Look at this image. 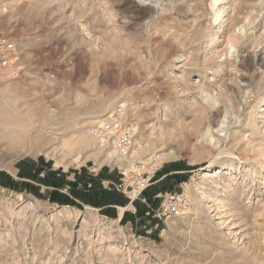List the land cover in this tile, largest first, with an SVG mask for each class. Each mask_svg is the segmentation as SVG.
<instances>
[{
  "label": "rangeland",
  "instance_id": "rangeland-1",
  "mask_svg": "<svg viewBox=\"0 0 264 264\" xmlns=\"http://www.w3.org/2000/svg\"><path fill=\"white\" fill-rule=\"evenodd\" d=\"M0 38V264H264V0H0ZM119 107L167 162L99 207Z\"/></svg>",
  "mask_w": 264,
  "mask_h": 264
},
{
  "label": "built area",
  "instance_id": "built-area-1",
  "mask_svg": "<svg viewBox=\"0 0 264 264\" xmlns=\"http://www.w3.org/2000/svg\"><path fill=\"white\" fill-rule=\"evenodd\" d=\"M15 48L14 42L0 38V62L10 60ZM91 133L103 147L108 165L119 173L114 187L131 200L142 196L167 162L166 153L151 152L146 142L137 141L135 122L126 119L122 107L107 113ZM192 203L191 193L183 186L181 191L165 195L162 205L166 213L180 216L190 210Z\"/></svg>",
  "mask_w": 264,
  "mask_h": 264
},
{
  "label": "crops",
  "instance_id": "crops-1",
  "mask_svg": "<svg viewBox=\"0 0 264 264\" xmlns=\"http://www.w3.org/2000/svg\"><path fill=\"white\" fill-rule=\"evenodd\" d=\"M163 169V168H162ZM162 169L158 172V173H160L161 171H162ZM107 170V172L110 174V172H111V170L110 169H106ZM100 178L101 177H105V173H102V174H100V176H99ZM99 178V179H100ZM119 180V173H117V172H115L114 171V173H112V176L111 177H109V178H106V180H104L103 181V187H102V189L104 188V194L106 195V200L105 199H102L101 200V202H99V203H94V201H93V199L91 200V201H89L90 202V204L91 203H93V204H96L97 206H99V207H106L107 205H114V206H118V205H120V206H122L123 205V203H125V202H127L128 204L125 206V207H128V206H134V204H133V202L134 201H130V199L124 194V193H122L121 191H119V190H117L115 187H114V185H113V189H109L106 185L108 184V183H112V184H114V183H116L117 181ZM113 190L112 192H110V191H108V190ZM90 192H92V191H94V189H90L89 190ZM144 194V193H143ZM126 204V203H125ZM122 216V215H121ZM120 216V217H121ZM130 216V215H129Z\"/></svg>",
  "mask_w": 264,
  "mask_h": 264
},
{
  "label": "bare ground",
  "instance_id": "bare-ground-1",
  "mask_svg": "<svg viewBox=\"0 0 264 264\" xmlns=\"http://www.w3.org/2000/svg\"><path fill=\"white\" fill-rule=\"evenodd\" d=\"M4 115V114H3ZM222 128L224 129V127H221L220 128V130H222ZM220 133V132H219ZM6 134H8V136L9 137H11V138H14L13 139V141H14V143H16V145L18 144V145H25L26 143H27V141L29 142V140H28V133H27V131H12V132H8V133H6ZM207 134H209V132L207 133ZM9 139V138H8ZM10 140V139H9ZM31 145V144H30ZM168 153H170V154H174L175 153V150H173V149H170L169 150V152ZM167 155V154H166Z\"/></svg>",
  "mask_w": 264,
  "mask_h": 264
},
{
  "label": "trees",
  "instance_id": "trees-1",
  "mask_svg": "<svg viewBox=\"0 0 264 264\" xmlns=\"http://www.w3.org/2000/svg\"><path fill=\"white\" fill-rule=\"evenodd\" d=\"M156 179H157V178H156ZM147 189H148V188H147ZM147 189H146V190H147ZM146 190H145V191H146ZM145 191H144V192H145Z\"/></svg>",
  "mask_w": 264,
  "mask_h": 264
}]
</instances>
